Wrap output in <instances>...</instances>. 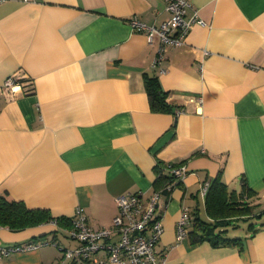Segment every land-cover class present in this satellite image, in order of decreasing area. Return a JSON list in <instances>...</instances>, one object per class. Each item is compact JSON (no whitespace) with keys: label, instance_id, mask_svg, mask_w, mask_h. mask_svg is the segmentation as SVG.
<instances>
[{"label":"crops","instance_id":"0c3cea01","mask_svg":"<svg viewBox=\"0 0 264 264\" xmlns=\"http://www.w3.org/2000/svg\"><path fill=\"white\" fill-rule=\"evenodd\" d=\"M205 24L180 46L130 25L170 17L164 0H3L0 2V83L16 75L22 89L0 93V194L28 208L72 217L82 207L89 224H110L115 197L162 193L163 231L155 246L164 264H264V0H189ZM192 14L186 11V17ZM166 92L154 109L144 73ZM202 96L201 103L197 96ZM186 168L156 183L157 164ZM180 163V164H179ZM219 179L229 190L253 191L245 202L253 223L238 243H214L194 227L209 218L201 185ZM186 209L187 235L176 241ZM47 241L3 256L0 264H70L78 245L51 223L11 230L0 245Z\"/></svg>","mask_w":264,"mask_h":264},{"label":"built area","instance_id":"2783aa9c","mask_svg":"<svg viewBox=\"0 0 264 264\" xmlns=\"http://www.w3.org/2000/svg\"><path fill=\"white\" fill-rule=\"evenodd\" d=\"M164 2L170 17L159 25H147L136 18L130 20L131 27L146 32L151 43L155 40L159 41L158 53L152 63L153 69L160 68L159 64L166 44L180 46L193 25L205 24L198 10L189 0H164ZM187 9L192 11L189 17H186ZM21 89V83L16 75H10L0 83V93L2 91L14 93ZM196 99L198 103L203 100L199 95ZM167 169L171 175L178 178H183L186 174L183 164L168 166ZM172 185L173 183H168L162 189H155L147 199L142 198L141 191L117 195L116 214L109 225L100 228H93L83 208L77 207L71 217L70 225L64 228V232L78 245L74 248H65L55 243L62 252L61 260H69L70 264H164V256L157 255L155 251L156 243L163 231L158 210L162 205V193L169 191ZM209 186V181L201 185L203 196L206 195ZM189 219L188 211L182 209L176 223V241H181L187 235L186 226ZM48 223L57 226L53 221ZM45 243L47 241L39 240L20 245H0V260L3 256L36 248Z\"/></svg>","mask_w":264,"mask_h":264},{"label":"trees","instance_id":"16d2710c","mask_svg":"<svg viewBox=\"0 0 264 264\" xmlns=\"http://www.w3.org/2000/svg\"><path fill=\"white\" fill-rule=\"evenodd\" d=\"M144 80L151 106L154 109L166 108V92L162 90L157 77L145 72ZM177 165L159 162L156 183H163L170 179L164 174L163 168ZM253 194V191L244 184L240 191L236 192L229 190L227 185L219 179H214L205 195V209L209 218H195L194 227L207 234L214 243H238L240 238L227 237L224 234L228 226L237 227L235 224L237 218L250 219L253 216L252 205L244 201L245 197H251ZM51 221L61 228H66L70 225L71 217L54 216L47 209L28 208L22 201L9 198L7 193L0 194V226L20 230ZM252 225L253 223H248L247 228Z\"/></svg>","mask_w":264,"mask_h":264},{"label":"rangeland","instance_id":"374dc122","mask_svg":"<svg viewBox=\"0 0 264 264\" xmlns=\"http://www.w3.org/2000/svg\"><path fill=\"white\" fill-rule=\"evenodd\" d=\"M238 222H239V225L242 227H246V225L248 224V223H245L243 220H238ZM239 226V227H240ZM239 227L237 226V227H228V230H229V232H230V234L232 235V236H235V235H241L242 234V230L241 229H239Z\"/></svg>","mask_w":264,"mask_h":264}]
</instances>
